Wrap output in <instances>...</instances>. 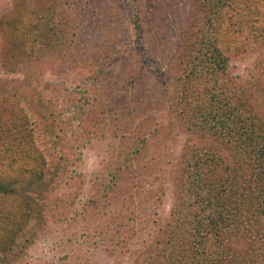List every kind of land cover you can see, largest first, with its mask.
Masks as SVG:
<instances>
[{
    "label": "rangeland",
    "instance_id": "obj_1",
    "mask_svg": "<svg viewBox=\"0 0 264 264\" xmlns=\"http://www.w3.org/2000/svg\"><path fill=\"white\" fill-rule=\"evenodd\" d=\"M210 2L0 0V141L8 109H21L33 114V137L47 160L37 181L18 177L30 190H15L6 207H26L30 219L11 235L13 222L1 215L7 232L0 235V264L197 263L190 221L203 204L189 189L186 160L199 148L222 154L206 173L208 188L245 199L264 194V169L262 175L256 163L243 164L230 143L192 126L187 111L198 100L179 91L190 75L193 38L207 26L204 15L223 12ZM32 18L41 44L30 52L14 33ZM226 57L230 91L263 116L264 43ZM38 103L40 112L28 110L32 104L38 111ZM45 179L49 190L41 196L37 186ZM241 215L226 241L234 247L221 246L219 264L260 262L245 249L247 240L264 238V213Z\"/></svg>",
    "mask_w": 264,
    "mask_h": 264
},
{
    "label": "trees",
    "instance_id": "obj_2",
    "mask_svg": "<svg viewBox=\"0 0 264 264\" xmlns=\"http://www.w3.org/2000/svg\"><path fill=\"white\" fill-rule=\"evenodd\" d=\"M210 3L217 10L216 4L220 3L223 12L217 11L215 15L212 14V17L204 15L207 26L202 25L193 38L194 50L187 62L190 65V75H188L189 71L185 73L188 77H184L183 83L178 78L179 91L183 95L195 93L198 100L195 108L187 111L191 116V125H198L201 131L209 134V137L224 139V143H230L235 159L243 164L254 165L256 163L263 175L264 115L259 116L249 105L250 110L242 103V100L238 102L235 93L230 91L224 76L228 54H235L238 51L243 54L256 45L264 43V0H215ZM33 19H29L28 27L17 26V33H14V39H20L21 44L27 45L30 52L41 44V40H38V32L29 27ZM5 36L9 37L8 34ZM5 36H3L4 43L14 45L13 40L10 43L9 38ZM35 43L37 46L33 45ZM188 87L189 90H187ZM229 91L230 94L227 96ZM257 102L260 101L253 102L254 108L260 106ZM35 106L38 111L32 104L28 110L37 114L41 108L39 103ZM9 109L10 120L1 130L5 131L7 137L0 141V158L5 161L6 167V173L0 171L2 180L0 183V218L1 215L10 217V222H13L10 227L12 235L20 229V225L22 226L30 219L28 215L31 211L26 207L14 205V203L10 207L11 210L6 207L12 199L17 197L15 190L17 193L30 190L16 183L18 177L37 181L41 177L40 174L44 172L41 168L45 166L44 163L47 160L33 137L37 124L36 120L29 118L33 114L28 115L27 112L21 114L22 111L19 109L20 114L18 115L12 108ZM51 129V127L46 128L48 138L55 136ZM216 154L212 147H204L193 150L186 160V166L190 169L187 177L189 189L197 198H200L201 205L203 204V207L194 213L190 221L189 232L191 234L188 245L191 257L197 262L195 264H219L222 260L221 246L230 251L234 247L226 241H229L230 234L237 232L240 214L245 215H241L244 219L246 215L256 216V214L264 213V194L260 191L252 192L256 195L250 193L254 198L245 199L244 196L240 197V194L227 192L221 186H218L219 188L209 186L208 188L206 173L210 172L222 158L221 153L218 152L217 156ZM12 172L14 174L10 175L9 173ZM11 176L15 177L10 181ZM11 183L15 184V189ZM49 183V179H45L44 183L37 186V191L41 196L47 195ZM201 193L204 194L203 198H201ZM235 198H237L236 202H242V205L234 204ZM6 232L7 226L0 225V235H5ZM261 233L264 231L261 230ZM247 241L246 247L248 248L245 250L252 251L253 259L256 257L260 260L258 264H264V238L258 241L255 238ZM229 255L227 254L228 257Z\"/></svg>",
    "mask_w": 264,
    "mask_h": 264
}]
</instances>
